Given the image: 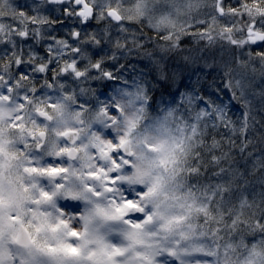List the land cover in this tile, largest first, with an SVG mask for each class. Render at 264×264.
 <instances>
[{"label":"snow or ice","instance_id":"1","mask_svg":"<svg viewBox=\"0 0 264 264\" xmlns=\"http://www.w3.org/2000/svg\"><path fill=\"white\" fill-rule=\"evenodd\" d=\"M48 4L61 19L40 10ZM40 5L0 0V264H264V207L249 203L236 183L234 156L252 157L264 144V124L247 94L257 70L252 59L264 70V0H208L210 14L182 32L150 27L168 47L203 25L193 34L249 50L225 83L243 114L233 118L209 102L190 118L180 115L175 132L160 137L138 130L143 107L130 114V102L93 108L84 99L93 93V73L113 76L104 68L105 43L113 53L141 47L123 27L131 24L121 13L128 0ZM159 5L177 16L194 6ZM91 19L118 25L121 35L85 30ZM56 24L66 38L55 34ZM41 45L46 55L37 52ZM172 116L169 110L165 121ZM189 134L200 146L182 166L176 158ZM208 168L232 178L227 191L190 183ZM262 170L264 157L252 160L251 172Z\"/></svg>","mask_w":264,"mask_h":264},{"label":"rangeland","instance_id":"2","mask_svg":"<svg viewBox=\"0 0 264 264\" xmlns=\"http://www.w3.org/2000/svg\"><path fill=\"white\" fill-rule=\"evenodd\" d=\"M207 2L208 0H193L194 6L185 9L177 16L175 11L168 8L167 5H159V0H128L129 7L125 8L123 17L131 24H125L123 27L138 39L141 47H128L113 53L111 47L105 43L102 46L105 52L101 54L107 55V57L116 56L114 60L110 58L111 65L110 68H107L113 73L112 78L115 79V82H130L135 88L133 90L132 87H130L132 89H127L118 84H111L107 79L99 78V75L93 73L95 78L90 81L89 85L93 89V93H88L84 99H87L93 108L104 104L112 105L116 101H121L125 105H129L130 102L127 108L130 114L143 107L144 111L138 130L143 132L147 128L148 133L156 137L174 133L180 115L185 116L188 112L192 114L201 108L206 109L209 102H215L217 106L226 107L230 110L233 118L243 114L241 108H233L231 105L224 106L223 103L219 104L221 100H224L223 95L219 93L225 87L229 75L234 74L237 60L249 59L247 48L236 49L226 40L220 38L209 43L207 39L194 35L195 31L203 30V25H197L192 32L181 36L176 47H168L162 42H158L154 30L150 28L156 25L161 30L175 28L177 32H182L192 20L210 14L211 9L206 6ZM225 2L228 3L230 0H225ZM160 7H163L165 11L156 10ZM46 15L53 16L52 12L49 11ZM93 23L91 27L85 30L101 33L107 31L113 36L121 35L118 25H112L107 21L98 22L96 19L93 20ZM77 26L79 25L74 24L73 26L72 22H68L69 28ZM55 29H57L56 25ZM55 34L58 37L66 38L62 28ZM36 50L39 53L38 48ZM88 51L90 54L93 52L92 46H88ZM251 51L256 52L257 50L253 46ZM40 55L46 54L40 52ZM129 62H132L134 66L131 68L126 66ZM251 63L257 70L248 77V99L260 124H264V70H261L259 60L253 58ZM121 70L124 71L120 72ZM129 70L131 71L129 72ZM136 75L147 80V77L150 76L152 84L142 91L139 90V86L142 87V85L139 84L141 82L136 79ZM140 79L143 81L142 78ZM105 90L108 91V95L103 97L101 93ZM136 94H139L140 98H136ZM229 94L231 97V92L226 93L228 97ZM173 103L174 106L177 104V108H172ZM236 103L240 106L237 101ZM169 104L172 107H169ZM167 105L169 110L173 111V116L165 121V116L169 110L163 115L157 113H159L160 108ZM258 130L264 132V128H259V125ZM199 143L196 137L189 134L183 150L176 158L177 162L182 166L190 163L191 158L197 154ZM257 148H260V153L263 154L260 158L264 157V144H258ZM240 170L243 174L236 178V183L244 188V194L249 203L254 202L256 208L264 207V178L254 176L260 172L253 174L251 169L241 168ZM221 188L222 193L227 191L223 185ZM238 190L233 186L232 191ZM260 238L257 236V240Z\"/></svg>","mask_w":264,"mask_h":264},{"label":"trees","instance_id":"3","mask_svg":"<svg viewBox=\"0 0 264 264\" xmlns=\"http://www.w3.org/2000/svg\"><path fill=\"white\" fill-rule=\"evenodd\" d=\"M196 47V46H195ZM136 78L138 81H142L140 78L143 79V82L145 83L146 88L152 84V81L150 80V76H148V80L147 79H144V77H139L138 75H136ZM156 78V77H155ZM223 84V83H222ZM221 84V85H222ZM145 88V87H144ZM226 87L222 88V91L219 93V94H222L223 95V99L224 100H221L219 102V104L223 103V105H231V107H237V108H241L237 103L236 101L233 99V96L230 97V94H229V97L226 95V93L228 92H231L230 90L228 89H225ZM171 105L169 104V107ZM173 106V107H172ZM172 108H175L177 106V104L174 106V103L172 104ZM169 107L168 105L165 106V107H162L158 110L159 113L157 114H162L166 111L169 110ZM177 108V107H176ZM187 118H190L191 114L186 113L185 115ZM199 146H200V143H199ZM262 153H260V148H257V150L254 152L253 156L252 157H246L245 156V159H241V153L240 152H234V156H235V159H236V165L235 167L241 169V168H244L245 170H250L252 168V160L254 159H258L260 158ZM263 156V154H262ZM223 167H227V164H224L222 165ZM241 174H243V172H241ZM240 174V175H241ZM262 175L261 172L260 174H255L254 176H259L258 178H264V175L263 176H260ZM239 177V176H238ZM237 178V177H236ZM232 180V178L230 176H227V175H223V174H220V175H217L216 174V171L214 168H208L205 172H203L199 177H195L193 179L190 180V183H199V184H202L203 186H206V185H216V184H221V185H226L227 183H229L230 181ZM226 188V187H225ZM222 189V188H221ZM222 191V190H221Z\"/></svg>","mask_w":264,"mask_h":264},{"label":"flooded vegetation","instance_id":"4","mask_svg":"<svg viewBox=\"0 0 264 264\" xmlns=\"http://www.w3.org/2000/svg\"><path fill=\"white\" fill-rule=\"evenodd\" d=\"M17 3H19L20 5H25V4H27V5H29V7H33V6H36V5H40V0H17ZM53 9L51 12H52V15L53 16H51V18L53 19V20H58V19H61V17H60V15H59V9H55V8H53V6L52 5H50V4H48V5H40V10L42 11V12H44L45 11V14L48 12V10L49 9ZM68 22H71L70 20H64V26L65 27H68ZM77 25V24H76ZM73 26H74V23H73ZM92 26V23H90V24H87V26H86V28H88V27H91ZM55 27V26H54ZM56 27H57V29H59L60 30V28H61V25H59V24H56ZM37 48H38V51H39V54H40V52L41 53H43L44 52V54H46L45 53V51H44V48H43V46H37ZM107 52H109V51H107ZM102 55V54H101ZM102 56H104V55H102ZM92 59H96V56L95 55H92ZM109 60H110V57L108 58V59H106L105 60V62H104V68L105 69H107V68H110L109 66L111 65L110 64V62H109ZM126 66H128L129 68H131L132 66H134L133 64H132V62H129V64L128 65H126ZM125 66V67H126ZM124 70H121L120 72H123ZM131 70H129V72H130ZM96 74V73H95ZM124 74H126V72H124ZM131 74V73H130ZM98 75V74H97ZM108 80V82L109 83H115L114 81H115V79L114 78H111V79H107ZM92 84H94V83H92Z\"/></svg>","mask_w":264,"mask_h":264},{"label":"clouds","instance_id":"5","mask_svg":"<svg viewBox=\"0 0 264 264\" xmlns=\"http://www.w3.org/2000/svg\"><path fill=\"white\" fill-rule=\"evenodd\" d=\"M124 10H125V8H122V9H121V13H122V15L125 14V11H124ZM73 163H75V161H74Z\"/></svg>","mask_w":264,"mask_h":264},{"label":"water","instance_id":"6","mask_svg":"<svg viewBox=\"0 0 264 264\" xmlns=\"http://www.w3.org/2000/svg\"><path fill=\"white\" fill-rule=\"evenodd\" d=\"M93 19L89 20L88 22H91Z\"/></svg>","mask_w":264,"mask_h":264}]
</instances>
